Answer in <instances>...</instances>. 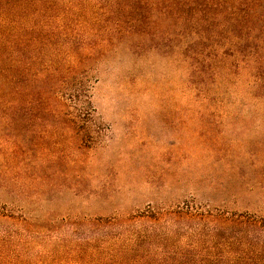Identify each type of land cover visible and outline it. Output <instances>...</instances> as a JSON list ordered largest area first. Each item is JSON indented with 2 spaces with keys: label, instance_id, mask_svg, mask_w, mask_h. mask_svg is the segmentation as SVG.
<instances>
[{
  "label": "rangeland",
  "instance_id": "obj_1",
  "mask_svg": "<svg viewBox=\"0 0 264 264\" xmlns=\"http://www.w3.org/2000/svg\"><path fill=\"white\" fill-rule=\"evenodd\" d=\"M61 2L17 28L28 95L0 104V264H98L100 242L140 234L190 264V236L233 228L183 211L264 217V5Z\"/></svg>",
  "mask_w": 264,
  "mask_h": 264
},
{
  "label": "trees",
  "instance_id": "obj_2",
  "mask_svg": "<svg viewBox=\"0 0 264 264\" xmlns=\"http://www.w3.org/2000/svg\"><path fill=\"white\" fill-rule=\"evenodd\" d=\"M238 1L245 6L244 19L251 10L264 5V0ZM59 3L62 4L61 0H0V104L12 106L17 103L20 95L24 100L28 95L25 84L24 89L17 85L20 76L24 77L28 71L26 65L28 63L23 62L21 74H18L21 62L17 57V28L25 26L27 23L25 18L33 14L38 13L39 16L47 18L50 11L55 12L50 18H57ZM46 21L42 19L40 23L44 24ZM47 23L49 24L48 21ZM44 64V66L40 64L41 70L58 74V67L51 63ZM45 77L47 78V75ZM42 93L41 97H44V90ZM182 215L190 216V222L193 220L206 222L212 229H219L220 226L233 228L232 237L223 243L216 241L214 233L208 234L202 248L198 242L200 240L190 236V264H264V239H257L259 242L255 240L257 235L264 231V217L260 219L252 216L236 217L210 211L204 214L197 212L188 214L183 211L180 216ZM139 217L143 219L145 216ZM150 238L152 237L143 234L132 235L125 239L126 243H120L119 238L103 239L104 241L95 249V257L99 261L98 264H129V261L131 264H160L155 251L148 250L145 243Z\"/></svg>",
  "mask_w": 264,
  "mask_h": 264
}]
</instances>
